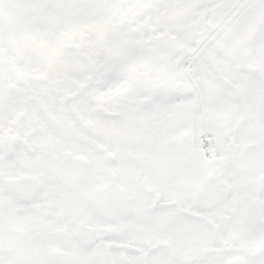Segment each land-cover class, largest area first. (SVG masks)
Returning <instances> with one entry per match:
<instances>
[{
	"label": "snow or ice",
	"instance_id": "6c2138e0",
	"mask_svg": "<svg viewBox=\"0 0 264 264\" xmlns=\"http://www.w3.org/2000/svg\"><path fill=\"white\" fill-rule=\"evenodd\" d=\"M0 264H264V0H0Z\"/></svg>",
	"mask_w": 264,
	"mask_h": 264
}]
</instances>
